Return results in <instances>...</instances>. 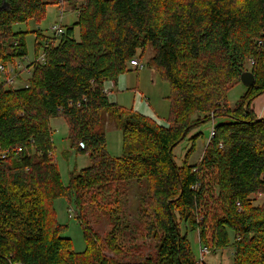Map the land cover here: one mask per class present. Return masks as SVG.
Returning a JSON list of instances; mask_svg holds the SVG:
<instances>
[{
	"label": "trees",
	"instance_id": "trees-1",
	"mask_svg": "<svg viewBox=\"0 0 264 264\" xmlns=\"http://www.w3.org/2000/svg\"><path fill=\"white\" fill-rule=\"evenodd\" d=\"M69 1L77 21L58 39L36 32L43 63L31 65L26 86L11 88L0 74V264H132L103 254L126 257L115 232L102 240L83 212L113 195L116 183L140 180L147 183L146 235L158 241L143 264H199L187 231L213 252L232 249V264H264V202L255 203L264 194V113L258 117L253 107L264 98V0ZM48 5L0 0V66L27 56L31 32L13 27L39 24ZM147 47L154 55L146 65L170 87L164 125L123 110L105 93ZM250 60L255 84L230 109L227 94L241 85ZM106 115L121 135L119 157L106 150ZM211 117L200 160L188 164L203 136L195 133L176 164L173 150ZM57 118L68 127L71 149L90 160L67 185L54 158L50 120ZM57 199L82 228L80 253L61 236Z\"/></svg>",
	"mask_w": 264,
	"mask_h": 264
},
{
	"label": "rangeland",
	"instance_id": "rangeland-1",
	"mask_svg": "<svg viewBox=\"0 0 264 264\" xmlns=\"http://www.w3.org/2000/svg\"><path fill=\"white\" fill-rule=\"evenodd\" d=\"M43 1L49 5L46 8L44 19L39 24L28 22L13 27L14 32H31L25 38L27 56L18 61L21 63V71H23L17 76L15 87L18 88L22 86L20 81L24 83L29 78L31 65L35 61L43 63L41 60L43 51L40 49L36 51L35 49L36 44L39 42L44 44V42L43 40H36V32H39L46 38L52 39L53 34L50 31L52 26L60 24L66 28L77 21L78 14L72 10L69 0L63 6L55 4L57 0ZM61 12H63V19H60ZM75 38L78 39L77 28L75 29ZM54 44H57V41ZM144 53V58L141 61L144 65L142 70H132V72L120 75L116 82H107L105 84V91L108 93L110 102L116 103L123 110L137 112L152 119L157 124L164 125L168 119L169 101L167 98L170 93V87L160 78L154 69L146 65V61L154 55L152 49L147 47ZM251 65L250 60L246 65L247 71H249ZM245 91L246 89L243 85H237L228 92L226 98L230 109H234ZM263 102L264 98H261L256 102L257 104H253V107L256 106L258 117L263 116ZM210 119V121L192 130L189 136L173 150L176 164H182L185 154L191 147L189 138L195 133H201L203 136L196 141L195 151L189 157L188 164L192 165L200 160L214 122L212 117ZM104 121L107 153L111 157H119L122 149L120 132L107 115ZM50 127L53 133L55 163L62 183L67 185L70 173L79 172L81 169L89 167L90 160L88 155L80 154L76 150L71 149L68 139V127L63 119L50 120ZM146 196L147 183L145 180L119 182L115 185V193L108 196L105 202L88 203L85 205L83 212L85 221L102 240H104L109 232L114 231L118 244L126 255V257L119 258L105 249L103 254L106 257L113 258L118 262L132 264H143L149 259L154 258L158 241L146 235L143 216L144 207L142 204ZM255 200L256 204L264 202V194L257 196ZM53 208L59 224L65 226L61 236L67 237L72 241L74 252L80 253L84 251L85 240L82 228L77 223L75 216L68 212L66 200H55ZM182 233H184V229ZM187 238L196 260L199 261L200 252L197 233L187 231ZM232 256V249L224 251L216 250V252L204 257V264H232Z\"/></svg>",
	"mask_w": 264,
	"mask_h": 264
},
{
	"label": "built area",
	"instance_id": "built-area-1",
	"mask_svg": "<svg viewBox=\"0 0 264 264\" xmlns=\"http://www.w3.org/2000/svg\"><path fill=\"white\" fill-rule=\"evenodd\" d=\"M63 1L64 0H57V2H59V3H62ZM60 19H63V12H61V14H60ZM50 31L52 32L54 38H57V37L59 38L65 33V28L59 24V25L52 26L50 28ZM41 60H43V57L41 58ZM18 61H21V60H18ZM18 61L15 62V65H9V66H3V67L0 66V74L4 77V80L7 84V86L14 88V89H18V87H15L16 81H17V76L21 72H23V71H21L22 70L21 69V63ZM251 64L253 65V61H251ZM129 68H131L135 71H140L144 68V65L141 63V61H139L137 58H135L129 62ZM26 81L27 80H25L24 83L22 81H20V83L22 84V86H21L22 88L26 86ZM21 87H19V88H21ZM105 93L107 94V92H105ZM212 127H213V124L211 126L210 137L212 136V132H213ZM79 147L81 149L84 148V144L79 143ZM4 157H5L4 155L0 156V158H4ZM237 206H239V204H237ZM198 243H199V252H200V258H199L198 263L204 264V257L209 255V254H212L213 250L201 245L199 241H198Z\"/></svg>",
	"mask_w": 264,
	"mask_h": 264
},
{
	"label": "water",
	"instance_id": "water-1",
	"mask_svg": "<svg viewBox=\"0 0 264 264\" xmlns=\"http://www.w3.org/2000/svg\"><path fill=\"white\" fill-rule=\"evenodd\" d=\"M240 83L244 87L254 86L255 78L252 72L244 71L240 76Z\"/></svg>",
	"mask_w": 264,
	"mask_h": 264
},
{
	"label": "crops",
	"instance_id": "crops-1",
	"mask_svg": "<svg viewBox=\"0 0 264 264\" xmlns=\"http://www.w3.org/2000/svg\"><path fill=\"white\" fill-rule=\"evenodd\" d=\"M106 89V88H105ZM107 95H108V93H107Z\"/></svg>",
	"mask_w": 264,
	"mask_h": 264
}]
</instances>
